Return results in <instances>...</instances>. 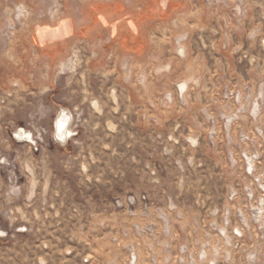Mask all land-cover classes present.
Returning a JSON list of instances; mask_svg holds the SVG:
<instances>
[{
    "label": "rangeland",
    "instance_id": "1",
    "mask_svg": "<svg viewBox=\"0 0 264 264\" xmlns=\"http://www.w3.org/2000/svg\"><path fill=\"white\" fill-rule=\"evenodd\" d=\"M97 1L0 0V264H264V0H176L141 53L87 30L44 56L33 34Z\"/></svg>",
    "mask_w": 264,
    "mask_h": 264
},
{
    "label": "crops",
    "instance_id": "2",
    "mask_svg": "<svg viewBox=\"0 0 264 264\" xmlns=\"http://www.w3.org/2000/svg\"><path fill=\"white\" fill-rule=\"evenodd\" d=\"M178 3L176 0H149L144 10L133 13L120 0L93 2L84 13L85 18L88 17V24L69 17L55 27L37 30L33 40L38 45H55L44 51V56L52 58L59 55V50L63 48L60 45H64L68 37L91 30L98 35L116 38L123 50L141 53L146 47L144 22L168 14Z\"/></svg>",
    "mask_w": 264,
    "mask_h": 264
},
{
    "label": "bare ground",
    "instance_id": "3",
    "mask_svg": "<svg viewBox=\"0 0 264 264\" xmlns=\"http://www.w3.org/2000/svg\"><path fill=\"white\" fill-rule=\"evenodd\" d=\"M72 121L73 113L71 110H69L67 107L60 106L54 118L52 132V139L56 144L66 146L70 135H76L75 132L73 134H70L69 132ZM31 137H33V141L31 140ZM13 138L19 143H29L30 145H36V141L32 132L22 127L14 131ZM210 264L216 263L211 262Z\"/></svg>",
    "mask_w": 264,
    "mask_h": 264
},
{
    "label": "built area",
    "instance_id": "4",
    "mask_svg": "<svg viewBox=\"0 0 264 264\" xmlns=\"http://www.w3.org/2000/svg\"><path fill=\"white\" fill-rule=\"evenodd\" d=\"M21 127L17 128V129H20ZM23 128V127H22ZM28 130V129H27ZM30 131V130H29ZM14 135V132L13 134ZM133 248H130V252L128 253V256L126 257V260L123 262V264H138V259H137V256H136V253L134 250H132ZM155 260H153L154 262ZM82 264H91V261H90V258L88 257H85L83 259V263Z\"/></svg>",
    "mask_w": 264,
    "mask_h": 264
},
{
    "label": "flooded vegetation",
    "instance_id": "5",
    "mask_svg": "<svg viewBox=\"0 0 264 264\" xmlns=\"http://www.w3.org/2000/svg\"><path fill=\"white\" fill-rule=\"evenodd\" d=\"M73 119H74V117H73ZM69 132H70V134H73V133H74V130H73V129H69ZM73 136H75V135H70V137H69V139H68V142H69L70 139L73 138ZM31 140L33 141V138H32V137H31ZM67 144H68V143H67Z\"/></svg>",
    "mask_w": 264,
    "mask_h": 264
}]
</instances>
